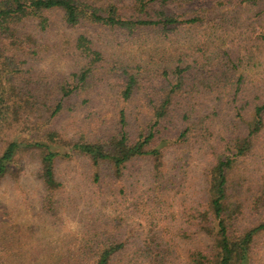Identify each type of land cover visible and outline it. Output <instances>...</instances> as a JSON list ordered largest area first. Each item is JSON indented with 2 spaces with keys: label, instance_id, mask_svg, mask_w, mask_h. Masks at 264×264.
Wrapping results in <instances>:
<instances>
[{
  "label": "trees",
  "instance_id": "1",
  "mask_svg": "<svg viewBox=\"0 0 264 264\" xmlns=\"http://www.w3.org/2000/svg\"><path fill=\"white\" fill-rule=\"evenodd\" d=\"M196 1L0 0V188L7 182L18 184L26 163L36 159L45 192L41 207L52 217L57 215L58 194L64 187L58 178L60 160L85 159L94 173L92 183L102 187L109 181L110 188L124 180L131 163L152 162L150 204H144L147 225L142 233L114 218H97L80 241L24 247L12 226L11 233L0 229V264H253L255 243L264 235V174L249 181L255 185L251 210L262 215L250 225L241 220L246 174L236 170L264 141V85L251 83L242 72V60L254 59L253 53L242 56L243 41L222 40L214 46L215 31L236 27L238 16L222 13L220 2L187 13L172 9ZM241 1L264 4V0ZM130 12L132 17L127 16ZM56 13L72 31L83 25L131 36L150 32L157 55L148 62L140 58L136 68L120 66L119 71L117 62L106 61L97 50L94 38L79 33L68 44L81 67L62 80L50 81L38 64L51 53L47 37ZM188 30L192 33L184 35ZM218 57L229 58L227 63L233 66L202 78L199 71L211 67ZM102 72L120 77L110 98L117 105L111 128H103L100 114L91 112L98 103L96 81ZM145 72L162 82L151 90L140 80ZM144 89L150 90L141 101L149 115L141 126L140 114L132 120L136 111L129 109V102ZM82 109L92 126L83 127L74 116L66 128L56 126L67 110L75 114ZM19 127L32 136L13 134ZM196 147L209 161L200 202L185 204L180 211L164 210L166 192L176 186L175 175L164 180L167 154H182L175 159V170H183ZM11 223L0 220V225ZM51 251L59 256L34 257Z\"/></svg>",
  "mask_w": 264,
  "mask_h": 264
},
{
  "label": "rangeland",
  "instance_id": "2",
  "mask_svg": "<svg viewBox=\"0 0 264 264\" xmlns=\"http://www.w3.org/2000/svg\"><path fill=\"white\" fill-rule=\"evenodd\" d=\"M215 2L221 3L222 13L238 16L239 22L236 27L217 29L214 33V46H220L222 40L229 42V44L233 41H243L242 56L253 53L254 59L250 63L248 56L242 60V72L247 75L246 80L263 86L264 4L242 3L241 0H236V2L232 0H198L184 6H175L172 9L175 12L187 13L200 7H211ZM132 15L133 12H130L127 16L132 17ZM217 17L222 19L219 14H217ZM53 19L54 25L47 37L51 45V53L44 56L38 64V69L50 81L62 80L81 65L74 49H70L68 44L79 33H87L94 38L98 47L97 50L103 53L106 61L117 62L116 69L119 71L120 66L129 65L136 68L139 65L140 58L148 62L153 55H157L153 51L152 43L154 40L150 32H137L131 36L121 30L100 27L88 29L83 25L72 31L64 27L62 16L59 13H56ZM204 30L202 28V31ZM189 33L192 32L188 30L184 35L188 36ZM250 37H252L251 40ZM174 51V49L171 50V54ZM216 54L222 55V53ZM228 60L229 58L225 60L219 58L211 67L200 70L198 74L203 76L202 78L216 76L227 69L228 66H233L227 63ZM109 72L112 71L109 69ZM109 72H102L98 76L99 79L96 83L99 91L96 94L99 95V99L97 97L98 103L93 106L97 108V111L94 108L91 110L92 113L98 112L100 114L98 118L104 123L103 128L113 127L117 112V105L113 104L110 98L113 96V86L118 84L120 77L119 73ZM140 80L145 83L146 87L150 86L151 90L162 82V79L147 75V72L140 76ZM146 91L150 90L144 89L140 95L135 96L129 102V109L136 111L131 115V118L134 121L136 115L140 114L141 126L147 121L149 115L148 110L145 108L147 105L141 103L142 96ZM63 114L56 122L58 128H66L73 116L74 120H77L78 124H82L83 127L87 126L88 123H92L87 117L88 112L86 109H82L75 114L67 110ZM130 128L128 127V130H131ZM66 130L70 134H74V131ZM15 132L13 134L21 132L19 136H29V138L32 136L28 135V132L23 133L22 127L16 129ZM14 136L17 135H10L12 138ZM196 148L189 155V165H185L183 170L182 167L175 170V159L183 155L174 152L167 154L164 180H173V174L176 176L174 179L176 186H172V190L166 192L169 197H165L167 201L166 206L164 204L162 206L164 210L170 212L171 208H174L176 211H180L185 204L193 205L200 202L202 198L201 188H203V171L205 164L209 161ZM184 153L186 154V152ZM25 166L21 176L22 179L18 184L7 182L0 188V220L6 223L12 221L10 225H0V229L3 232L11 233L14 232L13 227H16V232L20 236L18 237L20 245L23 244L22 246L29 247L37 244H47L54 247L63 242H69L73 238L80 241L85 232L89 231L88 227L93 224V220L97 218H114L124 222L126 226H133L132 228L138 230L139 233H142L143 229L146 228L147 224L143 216L146 210L144 204H150L147 199V192L152 187L151 160L145 159L131 163L124 180L111 188L109 181H107L109 183L105 182L102 187L92 183L91 179H93L94 173L91 175L90 170L92 171V169L85 159L74 157L72 160H60L57 167L58 178L64 187L61 193L58 194V200L61 203L56 210L57 215L52 217L46 216L45 210L41 207L45 192L38 178L39 164L37 160H30ZM237 168L236 172L243 171L246 174L244 177L245 187L241 191L245 213L241 220L243 224L251 225L259 222L262 218L261 214L251 210L252 201L250 199L253 198L255 185L249 181H255L257 176L264 174V141H259L255 154L247 160L241 161ZM105 177L107 180L110 179L109 175ZM174 195H177V198H173ZM156 207V203H154L152 208ZM150 215L152 216V214ZM52 256L57 258L59 254L51 251L49 255L46 252L34 255L37 258ZM253 259V264H264V235L255 243Z\"/></svg>",
  "mask_w": 264,
  "mask_h": 264
}]
</instances>
